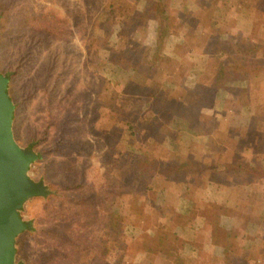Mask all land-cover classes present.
I'll return each mask as SVG.
<instances>
[{
    "label": "rangeland",
    "instance_id": "rangeland-1",
    "mask_svg": "<svg viewBox=\"0 0 264 264\" xmlns=\"http://www.w3.org/2000/svg\"><path fill=\"white\" fill-rule=\"evenodd\" d=\"M132 7L127 0H0V72L10 78L8 93L15 106L12 133L20 147L33 144L41 159L31 166L29 177L42 181L49 191V200L33 198L22 210V218L32 223V230L16 240L18 264H86L81 259L83 249L94 253L90 264H161L152 259V254L148 258L142 255L140 237L152 236L159 224L154 209L160 201L158 194L151 189L133 203L129 195L105 194L106 183L112 184V194L118 186L127 185L125 191H133L130 184L118 181L114 171H131L142 151L151 158L152 153H160L152 145V135L141 142L140 136H131L119 121H113L115 128L109 135L102 132L114 104L121 106L119 101L110 107L104 105L110 88L128 80L152 87L147 80L148 63L133 71L107 60L112 50L124 48L118 23ZM137 8H141V2ZM132 29L130 26L125 33L134 36L136 60L142 58L145 47L149 48L150 61L152 56L153 60L160 56L162 48L165 50L164 33L152 55V21L135 32ZM190 62L195 72L196 61ZM193 74L191 79L195 78ZM49 115L54 118L50 120ZM120 115L127 116L126 110ZM178 134L175 139L180 142L191 139L187 134ZM78 183L86 188L75 189ZM66 187L72 188L64 191ZM58 194L59 201L50 200ZM82 194L91 196L95 204L89 223L81 219V225L75 218L64 221L61 215L71 209H64L67 201ZM121 205L134 213L123 226H117L121 236L115 238L107 227V215L118 212ZM254 211H242L241 228L248 234L239 247L242 254L256 259L253 264H264V218ZM241 228L236 236L243 232ZM220 238L222 241V234ZM115 239L123 250L116 246ZM181 254L191 264H221V253H205L197 258Z\"/></svg>",
    "mask_w": 264,
    "mask_h": 264
},
{
    "label": "crops",
    "instance_id": "crops-1",
    "mask_svg": "<svg viewBox=\"0 0 264 264\" xmlns=\"http://www.w3.org/2000/svg\"><path fill=\"white\" fill-rule=\"evenodd\" d=\"M166 3L171 28L165 30L152 21V49L157 50V41L165 33V50L162 48L160 56L151 61L152 88L164 99L166 110L183 123L178 135L187 134L191 139L183 143L152 135V145L160 151L157 157L170 160L179 148L181 158L244 163L264 169V0ZM216 42L224 47L228 42L234 51L219 58ZM190 61H196L195 72ZM154 65L164 72L157 80L153 77ZM193 73L195 78L191 79ZM218 80L210 102L200 107L188 105L168 92L170 88L177 91L196 85L210 89ZM159 184L155 181V186ZM257 187H264V179L259 176L240 188L208 180L183 182L176 192L156 188L151 191L160 198L155 207L167 205L170 209L168 220L158 215L156 221L169 222L165 234L181 253L193 258L205 253L222 254L221 246L212 243V227L238 235L244 213L242 202L231 195ZM241 229L243 232L236 236L240 241L248 234Z\"/></svg>",
    "mask_w": 264,
    "mask_h": 264
},
{
    "label": "trees",
    "instance_id": "trees-1",
    "mask_svg": "<svg viewBox=\"0 0 264 264\" xmlns=\"http://www.w3.org/2000/svg\"><path fill=\"white\" fill-rule=\"evenodd\" d=\"M127 1L133 4V7L129 9L131 12L126 11L123 19H121L122 21L118 23L121 25L119 34L121 35L120 40L125 42L124 48L116 51L112 50L107 60L109 63L122 68H132L133 71H139L143 68V65L148 63L149 75L147 76V80L152 84L151 61L153 60V56L150 61L148 57L149 48L145 47L144 53L142 54L143 59L136 60V43L133 41L134 36L133 34L129 35L125 32H127L130 26L133 28L132 32H135L139 27L146 26V23L149 21L158 22L159 25L164 27V29H168L172 26V17L168 11L166 0ZM139 2H141V8H137ZM227 43L228 42H226L224 47L222 44L220 46V44L216 42V44L219 45L218 52H221L219 58L228 52L234 51L232 48H229ZM154 52L155 49H152V55ZM124 63L129 65L124 66ZM154 67L155 71L153 77L157 80V78L159 79L164 72L161 69L159 72L157 65H154ZM218 83L219 80L215 82L210 89H208L207 86L196 85L192 88H179L177 91L170 88L168 92L173 96L177 95V99L188 105L200 107L210 102V94L214 88L219 86ZM108 88L109 86L107 87V90ZM109 91L111 92L110 97L104 102V105L110 107L114 104V101H119L121 106L117 103L114 104L115 108L113 109V114L109 116L108 120H106L105 128L103 129L104 131H102L105 132V134L109 135L113 132L112 130L115 128L113 121L115 120L122 123L131 136H140L142 140L141 142L146 138H149L151 135H164L165 137L174 140L176 135L182 131L183 123L181 120L166 110L164 99L159 96L158 92L151 86L128 80L125 84H117L115 89L110 88ZM123 109H125L127 113V116L125 117L120 115V111ZM56 112H58V109ZM49 118L51 120L54 117L49 115ZM138 128L141 129L139 132ZM179 152L180 149L176 148L173 157H171L170 160H164L161 158L159 159L153 154L151 158L149 153L142 151L136 156L131 171H121L118 168L114 171V175L118 178V181L130 184L133 191H125L128 187L127 185L126 187L118 186L116 187V193L112 194V191L110 190L112 184L106 183L105 187L107 189H105V194L118 197L121 195H129L133 203L143 199L147 195L146 193L150 192L151 189L153 191L156 188H160L176 192V190L182 186L183 182L189 180H208L214 184H231L232 186H238V188H240L243 185H247L254 176H259V178L264 179V169H260L258 166H249L244 163L234 165L229 162L215 163L211 160L181 158ZM157 180L160 181L158 187L155 186V181ZM84 186V184L78 183L75 189H85L86 187ZM71 188L72 187H66L63 190L68 191L71 190ZM59 195L60 194L55 195L50 200L59 201ZM263 195L264 187H257L253 188L251 192L246 193L241 191L238 193H232L231 196L242 202V211L246 208L255 209L254 213L264 218ZM80 196L82 197H79L78 195L75 200L67 201L68 205H66L64 209H71L67 213L61 215L64 221H69L75 218L77 220L80 219L77 223H80L81 219L84 220L83 222L89 223L90 215L92 214V209L95 208V204L92 202L90 199L91 196L89 197L88 194L85 196L82 194ZM44 200L47 201L49 199L46 198ZM258 202H261V204H257ZM256 205H259V207ZM223 206L225 207L227 205L224 204ZM155 211L158 215L165 217L166 220H168L170 209L167 205L163 207H155ZM131 212L134 213L132 209L125 210L121 205L118 212L113 211L108 213L107 227L109 230L113 231L115 238L117 235L121 236L117 226H123V224L127 222ZM263 222L262 224L264 225ZM80 224L82 225L83 223ZM169 229L170 224L167 221L165 224H158L156 229L152 230V236L146 234L140 236L141 238L143 237V244L141 247L144 249L141 252L143 253L142 255L148 258L149 255L152 254V259H158L161 264H191V260L182 257L183 255L176 247L174 241L170 240L165 234L166 230ZM220 234L223 235L222 241ZM114 242L120 250L124 249V247H119L120 245L118 246L119 243L116 239ZM212 243L213 245L221 246L222 248V254L219 258L221 264H253L256 261V259L253 260L252 257L250 258V256L241 253L239 247L240 240L238 237L232 236L230 232L223 231L215 226L212 227ZM94 258V253H91L88 249H83L81 256L82 261H85L86 264H88L87 260L89 259L90 264ZM56 261H59V256L56 258ZM50 264H54V262Z\"/></svg>",
    "mask_w": 264,
    "mask_h": 264
},
{
    "label": "water",
    "instance_id": "water-1",
    "mask_svg": "<svg viewBox=\"0 0 264 264\" xmlns=\"http://www.w3.org/2000/svg\"><path fill=\"white\" fill-rule=\"evenodd\" d=\"M9 82L0 72V264H18L16 240L32 230L22 210L29 200L49 193L42 181L29 177L31 166L41 159L33 144L20 147L12 133L15 106L8 93Z\"/></svg>",
    "mask_w": 264,
    "mask_h": 264
}]
</instances>
